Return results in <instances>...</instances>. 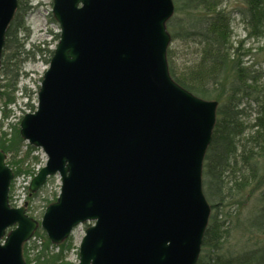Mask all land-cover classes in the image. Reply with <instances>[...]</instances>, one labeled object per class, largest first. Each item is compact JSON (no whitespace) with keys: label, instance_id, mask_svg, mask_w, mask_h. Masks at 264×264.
Listing matches in <instances>:
<instances>
[{"label":"water","instance_id":"95a60500","mask_svg":"<svg viewBox=\"0 0 264 264\" xmlns=\"http://www.w3.org/2000/svg\"><path fill=\"white\" fill-rule=\"evenodd\" d=\"M18 0H0V70ZM174 0H53L60 39L34 112L20 135L47 161L61 189L39 221L10 203L15 177L0 149V264H27L24 244L41 227L60 244L93 222L75 264H197L211 215L204 159L219 101L171 75Z\"/></svg>","mask_w":264,"mask_h":264},{"label":"trees","instance_id":"16d2710c","mask_svg":"<svg viewBox=\"0 0 264 264\" xmlns=\"http://www.w3.org/2000/svg\"><path fill=\"white\" fill-rule=\"evenodd\" d=\"M18 1L6 33L0 71L5 80L0 83L4 106L2 124L10 115L9 106L16 102L19 63L30 52L19 37L27 30L25 16L30 6L25 0ZM174 2L175 13L168 21L172 42L194 41L199 46V56L178 73L169 46L171 75L194 94L219 101L203 167L204 192L212 211L197 264H264V116L249 123L244 120L247 115L242 106L245 100L264 103V81L241 58L250 50L240 53L239 46H234L232 18L222 7V0ZM244 2L241 14L247 35L263 37L264 0ZM26 104L35 110L34 104ZM24 146L28 155L20 157ZM0 149L12 155L7 163L13 167L16 177L24 172L35 174L31 166H25L26 158L35 147L26 143L18 127L10 133L0 128ZM72 240L70 236L54 244L39 228L34 238L24 244V258L27 264H73L68 260Z\"/></svg>","mask_w":264,"mask_h":264},{"label":"rangeland","instance_id":"374dc122","mask_svg":"<svg viewBox=\"0 0 264 264\" xmlns=\"http://www.w3.org/2000/svg\"><path fill=\"white\" fill-rule=\"evenodd\" d=\"M25 4L30 6L25 16L27 30L21 33L19 37L25 41V48L30 52L25 53L19 63L20 79L18 91L15 94L16 102L9 106L10 115L4 120V124H2L4 106L0 98V128L9 133L15 127L20 128V121L25 113L34 112L32 107L26 104L27 102L37 107L38 91L44 73L49 67L52 51H54L60 39V25L52 13L53 0H25ZM222 7L229 12L232 18L234 46H239L240 53L250 50V52L241 55L243 62L247 66H252V69L264 81V36L253 38L247 35L241 14V10L245 7L244 0H222ZM170 48L173 55V64L178 73L186 66L192 64L199 56V46L192 40H174L171 42ZM4 81L3 75H0V83ZM242 106L245 107L247 115L244 120L249 123L254 122L256 117L264 116L263 101L248 102L245 100ZM27 155L28 149L24 146L20 157H27ZM9 158H12L11 154H7V160ZM46 160L47 156L43 149L35 147L30 152L28 159L26 158L25 166H31L34 172L37 173L45 165ZM34 175V173L24 172L15 177L12 182V192L16 204L27 203L28 213L41 221L47 206L51 201L53 202L57 199L60 193L61 179L59 175L51 176L39 191L33 193H37V195L29 199L28 197L33 195L30 194L29 184ZM90 224L92 222L80 224L72 234L73 247L68 254V260L73 262V264L79 260V245L85 235V230ZM235 242L233 240V247H235Z\"/></svg>","mask_w":264,"mask_h":264},{"label":"built area","instance_id":"2783aa9c","mask_svg":"<svg viewBox=\"0 0 264 264\" xmlns=\"http://www.w3.org/2000/svg\"><path fill=\"white\" fill-rule=\"evenodd\" d=\"M16 202V201H15Z\"/></svg>","mask_w":264,"mask_h":264}]
</instances>
